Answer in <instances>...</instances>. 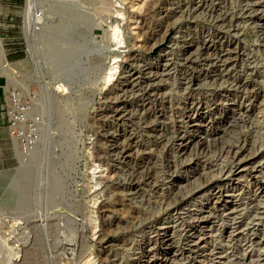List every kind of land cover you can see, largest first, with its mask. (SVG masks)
Wrapping results in <instances>:
<instances>
[{
	"label": "rangeland",
	"instance_id": "374dc122",
	"mask_svg": "<svg viewBox=\"0 0 264 264\" xmlns=\"http://www.w3.org/2000/svg\"><path fill=\"white\" fill-rule=\"evenodd\" d=\"M29 2L0 3V101L43 122L24 157L0 114V264H264V0Z\"/></svg>",
	"mask_w": 264,
	"mask_h": 264
},
{
	"label": "built area",
	"instance_id": "2783aa9c",
	"mask_svg": "<svg viewBox=\"0 0 264 264\" xmlns=\"http://www.w3.org/2000/svg\"><path fill=\"white\" fill-rule=\"evenodd\" d=\"M54 1V0H53ZM62 3H72L75 0H55ZM36 16L42 17L45 10L38 4ZM43 24H38L41 27ZM33 98L26 95L24 90L14 87L10 89L1 103L2 113L17 140L20 152L24 157L30 156L41 143V126L43 125L40 114L34 113Z\"/></svg>",
	"mask_w": 264,
	"mask_h": 264
},
{
	"label": "bare ground",
	"instance_id": "6f19581e",
	"mask_svg": "<svg viewBox=\"0 0 264 264\" xmlns=\"http://www.w3.org/2000/svg\"><path fill=\"white\" fill-rule=\"evenodd\" d=\"M54 2H57V3H62V2H60V1H55L54 0ZM35 1L34 0H30V2L28 3V23L29 24H33V25H35V27H36V25H38V24H41V23H43V20H44V18H45V13H44V15L42 16V17H37L36 16V12H37V8H36V6H35ZM121 19V17H119V16H116V19H115V21H118V20H120ZM112 31H113V37H114V39L116 40V43L114 44V45H117V44H121V43H123V39H121L120 40V36H121V31H120V28H119V24H115L114 26H113V29H112ZM114 50H116V49H114ZM117 59V57H114L113 58V60H116ZM117 64V62L116 61H114V63L113 64H111L112 66L110 67V69L108 70V73H107V76H106V79H107V81H110L111 80V78L115 75V73H117V71H118V68H119V66H115ZM121 73H123V71L121 72ZM181 139H183L182 137H181ZM182 143V142H181ZM14 145H15V147H16V141H14ZM179 145H180V143H179ZM221 195V194H220ZM218 196H219V192H218ZM216 197V196H215ZM219 198V197H218ZM219 201H220V199H219ZM219 204V203H218ZM221 204V203H220ZM210 214V213H209ZM199 215V214H198ZM211 216V215H210ZM206 217V219H207V216H205ZM204 217V218H205ZM203 218V219H204ZM237 227H239V226H237ZM241 227V226H240ZM232 228V227H231ZM233 229V228H232ZM236 231V230H235ZM232 232V231H231ZM240 232H242V231H240ZM238 233H236V235H237ZM199 238V237H198ZM197 238V239H198ZM202 237H200V239H201ZM205 238V237H204ZM172 240V239H171ZM206 240V239H205ZM194 241V240H193ZM192 241V242H193ZM198 241H200L199 239H198ZM201 242V241H200ZM195 245H196V243H195ZM170 254V253H169ZM175 254V253H174ZM177 255V254H176ZM172 256H174V255H172ZM177 257V256H176ZM150 258H151V256H150ZM173 259V258H172ZM174 259H175V257H174ZM171 260V259H170ZM174 261V260H173ZM166 263H168V259L167 258H162L161 260H152V259H148V260H146V261H144L143 262V264H166Z\"/></svg>",
	"mask_w": 264,
	"mask_h": 264
},
{
	"label": "crops",
	"instance_id": "0c3cea01",
	"mask_svg": "<svg viewBox=\"0 0 264 264\" xmlns=\"http://www.w3.org/2000/svg\"><path fill=\"white\" fill-rule=\"evenodd\" d=\"M1 2V4L3 5V6H12V5H15V4H13V0H0ZM1 103H2V101H0V114L3 116V118H4V115H3V113H2V108H1Z\"/></svg>",
	"mask_w": 264,
	"mask_h": 264
}]
</instances>
